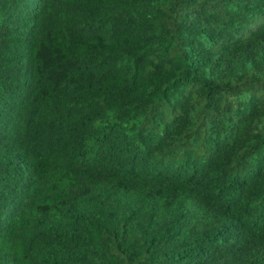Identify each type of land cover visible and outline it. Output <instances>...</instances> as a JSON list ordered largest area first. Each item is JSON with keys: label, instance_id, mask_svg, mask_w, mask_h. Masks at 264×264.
I'll use <instances>...</instances> for the list:
<instances>
[{"label": "trees", "instance_id": "16d2710c", "mask_svg": "<svg viewBox=\"0 0 264 264\" xmlns=\"http://www.w3.org/2000/svg\"><path fill=\"white\" fill-rule=\"evenodd\" d=\"M0 264H264V0H0Z\"/></svg>", "mask_w": 264, "mask_h": 264}]
</instances>
